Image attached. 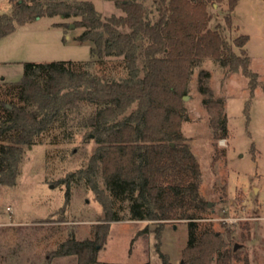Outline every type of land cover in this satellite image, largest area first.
<instances>
[{
	"label": "trees",
	"instance_id": "trees-1",
	"mask_svg": "<svg viewBox=\"0 0 264 264\" xmlns=\"http://www.w3.org/2000/svg\"><path fill=\"white\" fill-rule=\"evenodd\" d=\"M9 1L11 14H0V39L36 18H72L75 28L82 29L75 40L89 42L91 56L120 58L125 70L116 78L93 73L91 61L27 62L19 81L4 92L15 100L0 99V187L16 184L26 150L43 134L58 130L56 137L70 142L84 131L96 143L85 166L58 184L65 185L64 206L70 201V184L82 183L93 192L103 215L91 237L77 240L70 235L54 255L97 264L109 223L123 220L149 221L157 228L184 222L186 264H209L215 254L219 259L227 253L220 234L198 232L197 221L209 206L199 194V164L181 132L182 97L193 68L204 58L240 70L251 86L256 79L244 49L248 37L233 40L240 52L236 54L220 29L208 26V6L223 0H153L154 21L144 0H111L122 14L104 19L85 0ZM237 2L226 0L227 10L232 13ZM207 77L206 71L199 74L202 94L209 91ZM203 105L213 137L226 138L223 100L204 98Z\"/></svg>",
	"mask_w": 264,
	"mask_h": 264
},
{
	"label": "rangeland",
	"instance_id": "rangeland-1",
	"mask_svg": "<svg viewBox=\"0 0 264 264\" xmlns=\"http://www.w3.org/2000/svg\"><path fill=\"white\" fill-rule=\"evenodd\" d=\"M85 1L103 19L122 14L111 0ZM144 7L154 21L153 0H144ZM207 10L208 26L220 29L234 53L240 52L233 40L248 37L244 49L256 79L251 86L240 70L230 71L211 58H204L189 77L182 97L181 132L200 167L199 194L209 204V211L197 221L198 232L220 234L226 243L222 251L228 252L219 259L215 254L209 264H264V0H238L232 13L226 0ZM11 11V2L0 0V14ZM73 20L43 16L16 25L0 39V99L15 100L4 92L19 81L27 62L91 61L93 73L125 75L120 58L91 56L92 45L75 40L82 29L75 28ZM140 45L142 50L144 44ZM203 71L208 72L206 94L198 90ZM204 98L223 100L226 138L213 137ZM57 133L43 134L29 146L16 184L0 187V264H77L75 256L57 257L55 250L70 235L77 240L91 237L103 215L93 192L82 183L70 184V201L63 205L65 185L58 181L85 166L96 143L84 131L70 142L57 138ZM187 238L184 222L172 221L161 228L149 221L110 222L97 264H163L157 251L166 264H186Z\"/></svg>",
	"mask_w": 264,
	"mask_h": 264
},
{
	"label": "water",
	"instance_id": "water-1",
	"mask_svg": "<svg viewBox=\"0 0 264 264\" xmlns=\"http://www.w3.org/2000/svg\"><path fill=\"white\" fill-rule=\"evenodd\" d=\"M70 27H73V25H71ZM184 98V97H183ZM208 206H209V204H208ZM237 247H238V245L237 244H235L234 246H233V250H236L237 249Z\"/></svg>",
	"mask_w": 264,
	"mask_h": 264
}]
</instances>
